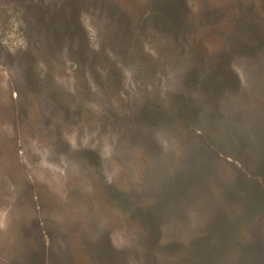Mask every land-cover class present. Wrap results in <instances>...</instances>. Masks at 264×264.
Here are the masks:
<instances>
[{
	"label": "rangeland",
	"instance_id": "374dc122",
	"mask_svg": "<svg viewBox=\"0 0 264 264\" xmlns=\"http://www.w3.org/2000/svg\"><path fill=\"white\" fill-rule=\"evenodd\" d=\"M208 262L264 264V0H0V264Z\"/></svg>",
	"mask_w": 264,
	"mask_h": 264
},
{
	"label": "trees",
	"instance_id": "16d2710c",
	"mask_svg": "<svg viewBox=\"0 0 264 264\" xmlns=\"http://www.w3.org/2000/svg\"><path fill=\"white\" fill-rule=\"evenodd\" d=\"M229 238H231V240H228ZM227 240H228V241H227ZM232 240H233L232 237L228 236V237L226 238V245H228V243H231ZM234 242H235V241H234ZM233 244H234V243H233ZM207 264H214V263L208 262Z\"/></svg>",
	"mask_w": 264,
	"mask_h": 264
}]
</instances>
